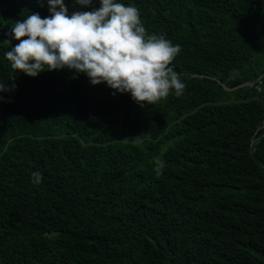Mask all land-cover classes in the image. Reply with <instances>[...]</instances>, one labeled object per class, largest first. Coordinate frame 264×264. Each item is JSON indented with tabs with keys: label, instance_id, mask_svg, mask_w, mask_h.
Wrapping results in <instances>:
<instances>
[{
	"label": "trees",
	"instance_id": "16d2710c",
	"mask_svg": "<svg viewBox=\"0 0 264 264\" xmlns=\"http://www.w3.org/2000/svg\"><path fill=\"white\" fill-rule=\"evenodd\" d=\"M116 2L180 46L181 96L13 70L6 33L48 4L0 0V264H264V0Z\"/></svg>",
	"mask_w": 264,
	"mask_h": 264
},
{
	"label": "clouds",
	"instance_id": "9594fccd",
	"mask_svg": "<svg viewBox=\"0 0 264 264\" xmlns=\"http://www.w3.org/2000/svg\"><path fill=\"white\" fill-rule=\"evenodd\" d=\"M75 3L90 7L92 0ZM47 4L49 16L32 13L17 20L6 33L18 41L5 53L13 70L36 77L45 68H67L84 73L91 85L106 83L114 90L112 95L130 93L142 105L154 104L170 91L176 96L183 94L186 84L170 67L180 46L162 34H148L137 7L99 0L98 9L69 15L64 0H47ZM15 87L0 81V92ZM154 163L159 176L165 162L156 159ZM31 176L34 184L42 182L40 172Z\"/></svg>",
	"mask_w": 264,
	"mask_h": 264
}]
</instances>
